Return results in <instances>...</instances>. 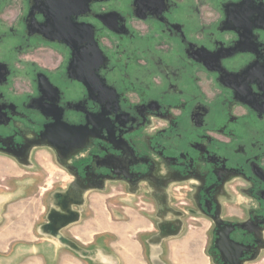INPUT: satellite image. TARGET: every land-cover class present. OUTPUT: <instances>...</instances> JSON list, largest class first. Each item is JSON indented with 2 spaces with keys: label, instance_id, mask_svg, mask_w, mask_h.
<instances>
[{
  "label": "flooded vegetation",
  "instance_id": "af4514ba",
  "mask_svg": "<svg viewBox=\"0 0 264 264\" xmlns=\"http://www.w3.org/2000/svg\"><path fill=\"white\" fill-rule=\"evenodd\" d=\"M40 152L61 206L146 191L264 264V0H0V157Z\"/></svg>",
  "mask_w": 264,
  "mask_h": 264
},
{
  "label": "rangeland",
  "instance_id": "374dc122",
  "mask_svg": "<svg viewBox=\"0 0 264 264\" xmlns=\"http://www.w3.org/2000/svg\"><path fill=\"white\" fill-rule=\"evenodd\" d=\"M29 164L35 168L29 170L27 181L38 179L34 193L43 196L41 213L34 219L31 211L25 224V251L10 249L5 254L11 256L10 264H212L206 250V224L186 214L178 201L170 200L163 208L146 191L122 187L84 193L82 201L64 207V212L53 199L62 200L66 175L44 152ZM53 214H75L77 219L51 232ZM21 226L10 222L11 231Z\"/></svg>",
  "mask_w": 264,
  "mask_h": 264
},
{
  "label": "crops",
  "instance_id": "0c3cea01",
  "mask_svg": "<svg viewBox=\"0 0 264 264\" xmlns=\"http://www.w3.org/2000/svg\"><path fill=\"white\" fill-rule=\"evenodd\" d=\"M41 154L42 152L38 153L37 156ZM37 162L42 167L39 161ZM34 168V165H30L29 161L19 162L10 158L0 157V264L11 263V256L5 255L10 249L25 251V246L22 245L26 241V221L31 217V211L34 213L32 215L34 219L39 218L41 213L43 196L41 193L38 195L34 193L35 182L38 179L33 177L29 179L30 181H27V175L31 172L29 170ZM38 188L40 187L38 186ZM32 193L33 196L35 195L34 197L30 196ZM53 200L56 203L54 206L56 207L59 204L58 208H56L64 211V207L60 206V199ZM36 209L38 214H35ZM51 209L50 211H52ZM11 221L22 226L18 227V230L13 228L11 231ZM83 234L88 235V232L85 231ZM80 235H82V232H80ZM15 242L16 246H14Z\"/></svg>",
  "mask_w": 264,
  "mask_h": 264
},
{
  "label": "water",
  "instance_id": "95a60500",
  "mask_svg": "<svg viewBox=\"0 0 264 264\" xmlns=\"http://www.w3.org/2000/svg\"><path fill=\"white\" fill-rule=\"evenodd\" d=\"M78 202H80V201H78ZM65 209H66V208H65ZM66 211H67V210H64V212H66ZM54 215H58V214H53V215L51 216V219H52V217H53ZM58 216H59V220H58V222H56V224H54L53 228L50 229L51 232H52V231L55 232L56 230H58V229L64 227L66 224L71 223V222H73V221H75V220L77 219V217H76L75 214H74V215H69V216H60V215H58ZM70 219H71V220H70ZM50 226H52V224H51ZM50 226H49V228H50Z\"/></svg>",
  "mask_w": 264,
  "mask_h": 264
},
{
  "label": "bare ground",
  "instance_id": "6f19581e",
  "mask_svg": "<svg viewBox=\"0 0 264 264\" xmlns=\"http://www.w3.org/2000/svg\"><path fill=\"white\" fill-rule=\"evenodd\" d=\"M58 220H59V216H58V215H54V216L52 217V226H50L49 229H52L53 226H54V224H56V222H58ZM70 220H71V219H70Z\"/></svg>",
  "mask_w": 264,
  "mask_h": 264
}]
</instances>
